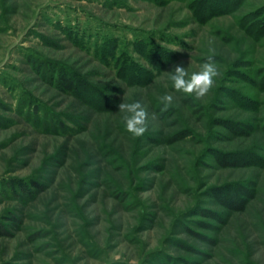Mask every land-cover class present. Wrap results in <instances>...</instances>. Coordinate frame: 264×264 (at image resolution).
Here are the masks:
<instances>
[{
	"label": "rangeland",
	"instance_id": "obj_1",
	"mask_svg": "<svg viewBox=\"0 0 264 264\" xmlns=\"http://www.w3.org/2000/svg\"><path fill=\"white\" fill-rule=\"evenodd\" d=\"M0 225V264H264V0H0Z\"/></svg>",
	"mask_w": 264,
	"mask_h": 264
},
{
	"label": "clouds",
	"instance_id": "obj_2",
	"mask_svg": "<svg viewBox=\"0 0 264 264\" xmlns=\"http://www.w3.org/2000/svg\"><path fill=\"white\" fill-rule=\"evenodd\" d=\"M210 54L205 62L200 66L199 71L189 75L182 63L173 65L170 75L172 86L177 92H182L195 100L204 98L213 88L215 78L220 75L215 61V50L209 49ZM173 95L165 93L160 97V103L163 105L161 112H166L173 103ZM119 112L124 113L123 121L126 131L134 137L139 138L145 134L148 128L149 114L139 101L121 102L118 104ZM151 118L155 120L156 114Z\"/></svg>",
	"mask_w": 264,
	"mask_h": 264
},
{
	"label": "trees",
	"instance_id": "obj_3",
	"mask_svg": "<svg viewBox=\"0 0 264 264\" xmlns=\"http://www.w3.org/2000/svg\"><path fill=\"white\" fill-rule=\"evenodd\" d=\"M116 50L118 51L119 49L118 48H114V47L107 46L106 48L103 49L102 52H105L106 57L109 56L111 59H113V61L111 62V64L115 68H117L118 74H120V76H122V78H125V80L127 81L128 84H130V85H138L141 82L150 80V79H152L154 77V75L151 72L147 71V70L146 71H143L144 73L141 72L142 71L141 68H140V71L139 72H140V74H142V76L135 74V72L137 71V68H136V64H134L133 60H131V59H128V60L124 59L125 55L124 56L121 55L122 58H119L117 56L118 53H117ZM156 60L158 61V63H162L163 61L166 60L167 61L166 64H171V63H173L175 61L174 58L173 59H166V58H162V57L156 58ZM92 98L94 100V97H92ZM101 109L103 110V108H101ZM0 234H1V232H0Z\"/></svg>",
	"mask_w": 264,
	"mask_h": 264
}]
</instances>
